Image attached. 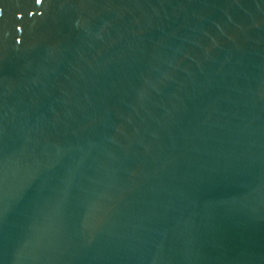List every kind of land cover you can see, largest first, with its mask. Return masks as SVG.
I'll return each mask as SVG.
<instances>
[{
	"label": "water",
	"instance_id": "water-1",
	"mask_svg": "<svg viewBox=\"0 0 264 264\" xmlns=\"http://www.w3.org/2000/svg\"><path fill=\"white\" fill-rule=\"evenodd\" d=\"M0 264H264V0H0Z\"/></svg>",
	"mask_w": 264,
	"mask_h": 264
}]
</instances>
